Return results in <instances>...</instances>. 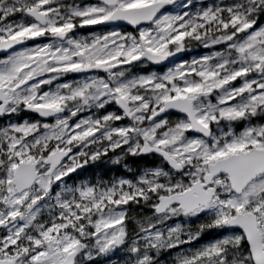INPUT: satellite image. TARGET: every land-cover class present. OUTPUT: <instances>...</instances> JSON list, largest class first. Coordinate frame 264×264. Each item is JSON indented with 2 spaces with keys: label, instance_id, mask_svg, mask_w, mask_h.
<instances>
[{
  "label": "snow or ice",
  "instance_id": "1",
  "mask_svg": "<svg viewBox=\"0 0 264 264\" xmlns=\"http://www.w3.org/2000/svg\"><path fill=\"white\" fill-rule=\"evenodd\" d=\"M0 119V264H264V0H0Z\"/></svg>",
  "mask_w": 264,
  "mask_h": 264
},
{
  "label": "trees",
  "instance_id": "2",
  "mask_svg": "<svg viewBox=\"0 0 264 264\" xmlns=\"http://www.w3.org/2000/svg\"><path fill=\"white\" fill-rule=\"evenodd\" d=\"M200 50H197V52H199ZM152 70L157 71V72H162L165 69L161 67H155L151 64L144 65V66L142 65L139 68L134 69V71L139 72V73H148V72H151ZM151 163L152 162L150 159H144L141 157H126L123 161H121L119 165H115L111 163V161H109L107 158H105L103 162H97L96 164H90L91 175H89V179L107 180V179H111L112 177H126V176L131 178L132 175L135 174L140 168H143L144 166H151ZM125 164L127 165L128 170L124 169ZM162 256H163V261H162L163 264H171L170 256L165 255L164 253L162 254ZM119 258L120 257H117L116 259H119ZM101 263L102 262H100V264Z\"/></svg>",
  "mask_w": 264,
  "mask_h": 264
},
{
  "label": "rangeland",
  "instance_id": "3",
  "mask_svg": "<svg viewBox=\"0 0 264 264\" xmlns=\"http://www.w3.org/2000/svg\"><path fill=\"white\" fill-rule=\"evenodd\" d=\"M202 50H203V52H202L201 55H193V54H191L192 56H191L190 58H188V59H185V60H187V61H191L193 58H196V57H199V56H202V55L208 54V51H209L208 49H204V48H202ZM178 63H179V62H178ZM173 66H174V64L171 65V67H173ZM167 68H168V67H167ZM167 68H166L164 71H166ZM164 71H162V72H164ZM151 72H157V71L152 70ZM162 72H157V73H162Z\"/></svg>",
  "mask_w": 264,
  "mask_h": 264
},
{
  "label": "water",
  "instance_id": "4",
  "mask_svg": "<svg viewBox=\"0 0 264 264\" xmlns=\"http://www.w3.org/2000/svg\"><path fill=\"white\" fill-rule=\"evenodd\" d=\"M182 55H183V53H180V54H178V58L174 57V58H171V59H172L173 61L178 60L179 58L182 57ZM166 64H170V63H168V62L166 61V62H164L163 65H166ZM157 66H162V65H157Z\"/></svg>",
  "mask_w": 264,
  "mask_h": 264
}]
</instances>
